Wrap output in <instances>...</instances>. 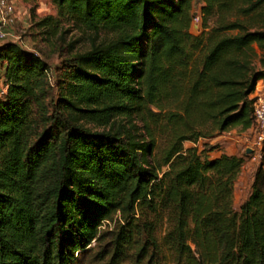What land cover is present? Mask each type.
<instances>
[{"label": "trees", "instance_id": "trees-1", "mask_svg": "<svg viewBox=\"0 0 264 264\" xmlns=\"http://www.w3.org/2000/svg\"><path fill=\"white\" fill-rule=\"evenodd\" d=\"M53 2L115 37L55 83L38 52L0 44V264H264V160L237 211L246 154L208 141L255 125L264 0H203L198 33L194 0Z\"/></svg>", "mask_w": 264, "mask_h": 264}, {"label": "rangeland", "instance_id": "rangeland-1", "mask_svg": "<svg viewBox=\"0 0 264 264\" xmlns=\"http://www.w3.org/2000/svg\"><path fill=\"white\" fill-rule=\"evenodd\" d=\"M12 1L15 5V22L9 27L11 34L6 41L18 42L27 51L38 52L51 67L50 76L53 83L56 82L57 68L61 66L63 59L90 49L93 43L107 42L115 37V33L109 28L100 27L98 29H88L76 17L59 16L53 0ZM203 3V0H194L193 13L195 18L191 26V30L194 33H198L201 28L199 12ZM261 11L263 15L261 16L258 27H264V5ZM47 17L51 18L47 23H42L43 19ZM236 32L234 31V33ZM3 42V40H0V44ZM2 81L5 82V79L2 78L0 83ZM148 120V115L145 112H137L134 117L138 136L140 135L141 138L147 141L150 140V134L146 126ZM237 131L239 132L238 128ZM152 132L157 139V143L163 145L166 134H161L155 130H152ZM251 137L249 135L246 136L237 146L240 155L246 154L245 166L242 168L235 186L234 207L237 211H240L241 204L249 196L255 173L262 159L264 160V157L252 159L253 155L247 154V148L251 147ZM184 144L186 146L193 145L190 141H185ZM218 147L221 148V145L219 144ZM118 214L119 212L115 213L113 219ZM112 225V219H109V221L106 220L102 225V229ZM89 261L90 258H85L79 264H88ZM163 264H170V258L165 260Z\"/></svg>", "mask_w": 264, "mask_h": 264}, {"label": "built area", "instance_id": "built-area-1", "mask_svg": "<svg viewBox=\"0 0 264 264\" xmlns=\"http://www.w3.org/2000/svg\"><path fill=\"white\" fill-rule=\"evenodd\" d=\"M15 22V5L12 0H0V40H7L11 34L9 27ZM9 85L6 82L0 83V97L8 92ZM255 125L254 140L251 144L254 159L264 157V95L255 97Z\"/></svg>", "mask_w": 264, "mask_h": 264}, {"label": "crops", "instance_id": "crops-1", "mask_svg": "<svg viewBox=\"0 0 264 264\" xmlns=\"http://www.w3.org/2000/svg\"><path fill=\"white\" fill-rule=\"evenodd\" d=\"M258 95H264V79H261L258 81L257 88L255 92L252 94V97H256ZM239 129V128H238ZM252 136L251 142L252 144L254 140V127H251L247 130H241L239 129V132L237 131V128H233L231 130H228L226 132H223L222 134L208 140L212 144H220L221 148L218 147L217 149H214L210 152L212 157H217L221 155L222 152H226L228 154H237L240 155L238 145L239 142L244 140L246 136ZM192 143V142H191ZM193 144V143H192ZM254 159V158H252ZM245 164L243 165V167Z\"/></svg>", "mask_w": 264, "mask_h": 264}, {"label": "water", "instance_id": "water-1", "mask_svg": "<svg viewBox=\"0 0 264 264\" xmlns=\"http://www.w3.org/2000/svg\"><path fill=\"white\" fill-rule=\"evenodd\" d=\"M248 154H251L252 153V149L251 148H247V151H246Z\"/></svg>", "mask_w": 264, "mask_h": 264}]
</instances>
